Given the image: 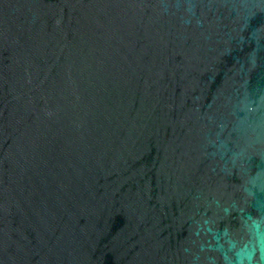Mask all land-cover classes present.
<instances>
[{"label": "water", "instance_id": "1", "mask_svg": "<svg viewBox=\"0 0 264 264\" xmlns=\"http://www.w3.org/2000/svg\"><path fill=\"white\" fill-rule=\"evenodd\" d=\"M0 264H264V0H0Z\"/></svg>", "mask_w": 264, "mask_h": 264}]
</instances>
